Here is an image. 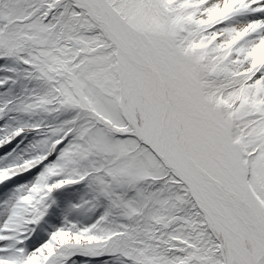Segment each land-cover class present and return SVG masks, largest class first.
I'll list each match as a JSON object with an SVG mask.
<instances>
[{
  "label": "snow or ice",
  "instance_id": "snow-or-ice-1",
  "mask_svg": "<svg viewBox=\"0 0 264 264\" xmlns=\"http://www.w3.org/2000/svg\"><path fill=\"white\" fill-rule=\"evenodd\" d=\"M0 264H264V0H0Z\"/></svg>",
  "mask_w": 264,
  "mask_h": 264
}]
</instances>
